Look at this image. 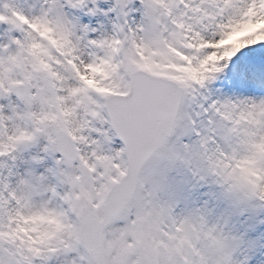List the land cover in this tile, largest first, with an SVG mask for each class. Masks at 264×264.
I'll return each mask as SVG.
<instances>
[{"label":"snow or ice","instance_id":"obj_1","mask_svg":"<svg viewBox=\"0 0 264 264\" xmlns=\"http://www.w3.org/2000/svg\"><path fill=\"white\" fill-rule=\"evenodd\" d=\"M0 264H264V0H0Z\"/></svg>","mask_w":264,"mask_h":264}]
</instances>
